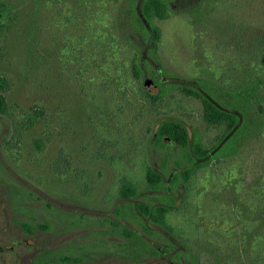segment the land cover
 <instances>
[{
	"label": "rangeland",
	"instance_id": "1",
	"mask_svg": "<svg viewBox=\"0 0 264 264\" xmlns=\"http://www.w3.org/2000/svg\"><path fill=\"white\" fill-rule=\"evenodd\" d=\"M141 1L0 0V264H264V131L186 183L168 178L179 148L166 164L153 137L176 119L205 148L218 142L225 126L205 122L198 97L160 88L175 75L236 91L264 78V0H169L153 20L160 84L134 72L128 36L144 40L126 27ZM250 100L264 117V82ZM150 167L165 174L158 190ZM166 193L170 231L137 208Z\"/></svg>",
	"mask_w": 264,
	"mask_h": 264
},
{
	"label": "trees",
	"instance_id": "2",
	"mask_svg": "<svg viewBox=\"0 0 264 264\" xmlns=\"http://www.w3.org/2000/svg\"><path fill=\"white\" fill-rule=\"evenodd\" d=\"M171 5L169 0H142L139 7L131 9L128 19L127 32L140 33L143 36L144 43L135 44L131 37L128 40L139 49L137 63L134 65V72L137 78L156 75V81L160 84V71L153 68L152 62L158 60V41L161 38L159 28L153 23L154 18H165L169 15ZM146 45V46H145ZM172 81L163 83L160 88V94H168L171 87L183 89L198 97L204 107L203 118L209 125H224L225 131L218 142L212 148H205L202 136L195 133L193 137L183 122L176 119H167L160 123L156 134L153 136L156 146L167 153L164 161L169 163L170 152L174 148L178 149V158L174 159L178 170L170 172V179L173 183H186L190 174L213 160L235 155L247 142L249 138L258 132L264 131V117L258 111H255L250 100L253 94H256L257 88L264 82V78L254 80L251 85L242 91L231 90L220 86L208 80H199L197 85L192 86L183 83V79L178 76L171 77ZM6 84V80L0 77V87ZM160 95L153 98L157 99ZM262 110V107L259 106ZM6 108V101L0 96V113ZM263 112V111H262ZM175 154V153H174ZM166 168V167H165ZM168 168V167H167ZM165 174L155 167H150L147 175L148 183L153 190H158L163 186ZM137 195L131 186L123 191L124 199L133 198ZM161 203L141 202L137 208L143 216L150 222L164 227L165 215L175 208L176 200L171 194L166 193L161 196ZM119 208L117 211H122ZM66 261H80L79 258L65 257Z\"/></svg>",
	"mask_w": 264,
	"mask_h": 264
},
{
	"label": "water",
	"instance_id": "3",
	"mask_svg": "<svg viewBox=\"0 0 264 264\" xmlns=\"http://www.w3.org/2000/svg\"><path fill=\"white\" fill-rule=\"evenodd\" d=\"M147 83H148L150 86H154V84H153V80H151V79L147 80Z\"/></svg>",
	"mask_w": 264,
	"mask_h": 264
}]
</instances>
